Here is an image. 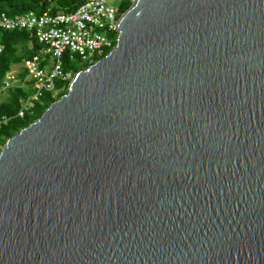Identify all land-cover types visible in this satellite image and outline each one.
Returning <instances> with one entry per match:
<instances>
[{"label":"water","instance_id":"1","mask_svg":"<svg viewBox=\"0 0 264 264\" xmlns=\"http://www.w3.org/2000/svg\"><path fill=\"white\" fill-rule=\"evenodd\" d=\"M129 2L0 149V264H264V0Z\"/></svg>","mask_w":264,"mask_h":264},{"label":"built area","instance_id":"2","mask_svg":"<svg viewBox=\"0 0 264 264\" xmlns=\"http://www.w3.org/2000/svg\"><path fill=\"white\" fill-rule=\"evenodd\" d=\"M107 1L83 0L71 13L28 12L15 18L0 13V29L30 31L38 45L35 54L22 63L24 81L30 83L31 92L19 100L18 118H23L43 93L55 92L56 81L69 79L70 71L63 69L64 60L79 59L91 65L113 48L120 16ZM14 78L7 74L1 91L9 88ZM4 123L5 119H0V127Z\"/></svg>","mask_w":264,"mask_h":264},{"label":"trees","instance_id":"3","mask_svg":"<svg viewBox=\"0 0 264 264\" xmlns=\"http://www.w3.org/2000/svg\"><path fill=\"white\" fill-rule=\"evenodd\" d=\"M83 0H0V13H5L9 18H15L22 14L33 12L41 14L43 12L71 13ZM130 6L129 0H126L120 9V16ZM0 88L12 65L22 64L24 60L31 58L35 54L38 45L33 34L27 30H2L0 29ZM115 45V43H114ZM70 62L64 60V71L75 73L80 70V65L69 66ZM88 67V63H84ZM85 67V68H86ZM25 71L22 69L17 75L18 82L15 87L11 86L5 91L6 97L0 100V119L4 118L5 123L0 127V144L18 132L21 128L28 126L30 123L40 117L46 107L56 101L67 91L68 81H56L55 89L58 92L53 96L50 92L42 94L40 99L34 103L32 108L25 113L23 118L16 116L19 108V100L26 98L31 92L30 83L25 82ZM1 92V89H0Z\"/></svg>","mask_w":264,"mask_h":264},{"label":"rangeland","instance_id":"4","mask_svg":"<svg viewBox=\"0 0 264 264\" xmlns=\"http://www.w3.org/2000/svg\"><path fill=\"white\" fill-rule=\"evenodd\" d=\"M126 0H108V4L117 8V9H120L122 4L125 2ZM70 65L69 66H78L80 65V70H83L86 66H84V62L81 61L79 59H74V61H71L69 63ZM23 69V66L22 64H17V65H12L11 66V70L8 74H11L12 76H14V80L11 82V86L15 87L17 85V82H18V78H17V75L20 73V71ZM76 73V72H75ZM75 73H71L70 72V77L69 79L67 80L68 83L71 81V79L73 78V76L75 75ZM7 77V76H6ZM58 92H53V96H55ZM6 97V93L5 91H1L0 92V100H2L3 98ZM3 145L0 144V147H2Z\"/></svg>","mask_w":264,"mask_h":264}]
</instances>
